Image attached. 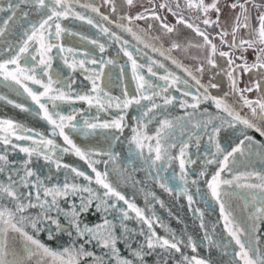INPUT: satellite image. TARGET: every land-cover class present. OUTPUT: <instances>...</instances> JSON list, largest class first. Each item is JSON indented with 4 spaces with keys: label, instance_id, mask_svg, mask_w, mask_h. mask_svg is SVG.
<instances>
[{
    "label": "water",
    "instance_id": "95a60500",
    "mask_svg": "<svg viewBox=\"0 0 264 264\" xmlns=\"http://www.w3.org/2000/svg\"><path fill=\"white\" fill-rule=\"evenodd\" d=\"M10 2L16 4L17 0H0V8L5 9L0 11V27L11 15V12L7 10ZM65 6L69 10L67 18L61 17L58 21L50 22L53 32L51 42L60 46L54 47L45 57L46 60L51 58V68L45 69L44 66L39 65V56L36 60L31 59V56L36 54L38 44H32L28 52L22 54L20 64L35 68L34 74L44 83L48 82V76H51L54 81H60L53 87L62 88L73 97L71 101H55V108L53 102L47 97L42 96L41 103L46 104L49 113L53 114L57 123L60 121L55 116L56 112L65 116H75L71 123L76 127L66 126L64 132L74 144L89 152L90 155L86 159L77 156L71 146L67 145L63 137L59 135V129H54L53 125L44 119L43 110L24 91V88L13 81H5L3 76H0V96L4 97L0 99V121L11 120L23 126L24 129L32 130L31 132L17 130L19 135H29L32 139L17 140L15 136H10L11 144L3 143L6 133L0 132V155H6L8 158V164L4 167V171L0 172V183L7 186L10 182L9 176L19 181L20 176L24 175V162L29 157L20 151L21 147L32 148L36 146L33 140L39 143L41 139H51L59 145L55 149V155L47 151L40 155L34 154L30 158L31 163L28 167L36 173L44 187L63 188L65 184H68L76 185L78 188H91V193L69 191L67 197H58L59 207L65 212H70L73 207L79 210L82 200L84 202L91 200L89 212L81 214L80 219L89 226L103 225L105 219L110 221L114 225L115 234L120 237L117 248L120 250L121 258L130 259L133 264H140L139 258L132 253L143 245L144 264H186L184 256L189 258L196 256L207 260L209 264H243L236 256V253L240 251L239 245L229 235L221 215L220 202L211 195L208 183L220 170L224 155L236 147L244 139V135H248L253 138L250 146L249 142L245 141L243 154L236 153L233 157H229L227 168L221 172L222 179L232 180L233 183L222 185L220 201L224 203L226 213H230L229 218L232 221L230 227L234 230L243 229L242 232H238L241 241L246 247H258L260 253L264 254V215L256 211L257 208L264 207L261 203L264 193H261L259 189L236 186L260 183L256 176L247 177L246 174H264V147H261L264 145V137L254 129L244 128L243 125L237 124L235 128H230L225 123L219 134L210 140L209 135L212 134L213 126H219L225 120L231 121L232 118L222 110H218L211 100L202 102L195 110L180 107V103L184 100L193 102L191 96L183 95L185 91L193 95H201L204 92V87L201 85L207 87L211 83L203 77L202 72L197 71L199 67H195L161 35L142 21L136 19L129 21L127 19L129 15L125 13L111 15L103 9L101 0H65ZM93 8L99 11L94 12ZM24 13H27V16ZM75 13L85 19H78ZM104 16L108 19H103ZM41 19L40 12L31 3L20 4L16 9L15 17L9 21L4 35L0 36V62L11 59L18 53L19 47L26 39L25 31L30 33L31 25L38 24ZM89 19L93 21L92 24L87 23ZM56 22L60 23L64 29L59 38L54 35ZM102 28H107L108 34L102 32ZM126 28H131L132 32L126 31ZM112 33L120 39L117 40L111 35ZM125 41H127L126 44ZM100 44L104 45L103 52L100 51ZM61 47L65 51H61ZM69 48L73 51L68 52ZM122 49L130 52L137 64L142 65L137 69V74L143 76L147 84L152 85L151 88H148L146 84L145 89L138 90L140 82L133 76L132 61ZM161 52L164 54L161 55ZM65 59L68 61L67 64ZM92 59H95L97 63L92 64ZM80 60L85 61V68L88 71L79 67ZM109 60L112 63H108ZM173 60L176 63H173ZM73 63H75V70L68 67V64ZM150 64L156 75L148 72ZM160 64H163V67H160ZM14 67L9 65L10 69ZM93 69L100 75V78L96 80V84L102 90L99 93L92 91V80L86 78L93 76ZM45 70L48 75H44ZM189 72L192 76L188 75ZM163 76H168V81L160 79ZM173 76L179 78L176 84H172ZM193 76L199 79V85L192 78ZM184 81H187V85ZM24 83L34 92L43 93L44 91L41 85L34 84L30 80ZM67 84L71 85L70 90L66 87ZM165 87L168 89L167 92L163 91ZM207 90L211 96L225 98L233 111L239 113L242 118L253 119L250 109L244 107L243 100L233 90L219 93L211 87ZM141 92L145 95L156 92L159 95H154L151 101L141 100L139 105L132 103L127 108L122 106L124 100L140 99ZM226 93L227 96H225ZM77 95H90L93 97L92 104L75 99ZM97 96L100 103H97L95 99ZM166 96L175 98L172 104H164ZM9 100L12 103H9ZM153 102L160 107L148 111ZM117 103H120L121 107H117ZM17 104L23 107L18 108ZM145 112H148V115L145 116ZM187 113H195L192 123H187ZM166 118L182 119L175 128L166 130L169 134L161 139V144L162 149L167 148V154L162 160L156 161L155 152L150 151V147L155 148L160 121ZM209 118L212 123L208 124L207 130L194 127L197 122H206ZM115 120L120 121L122 131L116 128L92 130L84 123L88 121L95 124L106 122L111 124ZM253 122L264 129V121L253 119ZM133 129L137 131L134 132ZM137 132L141 134L144 144L142 149L137 148L132 140ZM144 136L153 138L144 140ZM217 140L225 150L222 153L216 152ZM185 143L188 147L185 150V168L182 172L180 148ZM13 144L17 147L13 148ZM64 148H68L69 151H62ZM44 155H51L52 160H45ZM209 160L212 163H208ZM89 161L92 162V167H89ZM57 162L60 167L56 166ZM93 167L102 176L107 174L106 182L123 195L128 203L115 196L104 195L107 190L96 183V172H93ZM72 168L84 172L90 179L85 180L84 177L77 176L71 171ZM36 176L30 178L33 184L36 183ZM237 176L240 177L238 181L234 179ZM162 183L172 191L162 188L160 186ZM14 187L24 193L25 197L31 192L32 200L35 202L36 189L31 184L28 188L19 184ZM189 195L192 197L191 202L188 200ZM47 199L50 201L51 197ZM24 202L27 203L26 198ZM129 204H134L141 209L144 216L151 220L152 231L157 236L170 238L175 235L178 241H182L179 245L181 251L176 252L174 249L166 251L159 247L147 249L146 237L151 234L148 224L129 208ZM15 207L16 202L12 198L0 193V208L15 211ZM39 212V208H28L23 213L17 212L16 217L17 219L22 215L35 217ZM124 213H127V219L124 218ZM49 215L59 220L64 231H57L55 224L45 221L40 226L42 231L37 234L41 242L55 250H61V246L68 247L72 242L77 247L84 244L86 250L94 252L97 256H104L105 264H116V259L106 255L108 250L101 248L96 241L86 243L87 237L77 238L75 230L69 229L67 217L63 212L58 213L53 210ZM25 230L30 234L34 232L30 225L26 226ZM50 230L53 234L52 240L48 239ZM68 230L73 232L71 237L67 235ZM189 237L197 245L195 252L188 243ZM7 241L9 250L15 249L18 253L20 252L22 238L18 233L9 230ZM7 259L11 261L12 255L9 254ZM28 264H51V258L38 253ZM81 264H93V258H82Z\"/></svg>",
    "mask_w": 264,
    "mask_h": 264
},
{
    "label": "snow or ice",
    "instance_id": "6c2138e0",
    "mask_svg": "<svg viewBox=\"0 0 264 264\" xmlns=\"http://www.w3.org/2000/svg\"><path fill=\"white\" fill-rule=\"evenodd\" d=\"M105 2H110V0H105ZM218 0H214L211 4H206L204 0H186L187 6L189 8H197L201 10L205 16H207L208 12L210 10H215L217 14H219L220 9L217 7ZM249 0H245V3L243 4H232L231 7L235 9L237 6L242 10L243 14V22H241V15H237L236 17V23L234 27L232 28V43L229 45L230 48H236V35L241 27L250 29L249 31V39L248 40H240L239 47L242 51L246 52L248 49H253L256 51V63H253L251 65L247 64L245 61L243 67V71L245 73L251 72L253 69H264V60L261 59L262 55H264V46L257 47V44L264 45V12H262L258 17V28L255 29V38H252L253 33L251 30V23H250V17L247 15L248 9L245 7V4H247ZM21 3H31L35 9L40 12L42 19L38 22V24L34 23L31 25V32L25 31L24 36L26 39L23 40V44L19 47L18 53L13 56L11 59L5 60L3 62H0V76H3V79L5 81H13L15 84L21 85V87L24 88V91L32 98L34 102L39 104L40 108L44 112V119H46L51 125H53L54 129H59V135L63 137L64 142L71 146V149L74 150L75 154L79 156L81 159H86L90 153L87 151L82 150L80 147H78L76 144L73 143V141L69 138L67 134L64 132V128L66 126H70L72 128H75L76 125L72 124L71 122L75 119L74 115H61L59 112L55 113V116L59 118V123H57V120L53 118V114L49 113V110L46 106V104L41 103V97H47L48 100L53 102V107H56L55 101H71L73 99L72 96H70L67 92H65L62 88H54L53 85L60 83V81H54L51 76H48V82L44 83L41 79H38L36 77L35 68H30L25 66H21L20 60L21 56L24 53H27L29 50V47L32 44H38V48L36 49V54L31 56L32 60H36L37 56L40 57L38 64L44 66L45 69L51 68L49 57L47 60L45 57L48 53L52 51L54 47H60L59 45L53 44L51 42V37L53 36L52 24L50 22L58 21L61 17L67 18L69 10L65 6V0H17L16 4L9 3L7 10L11 12V15L8 16L6 20L3 21V26L0 27V36L4 35V32L6 28L8 27L9 21L13 20V18L16 15V9L19 8ZM128 5L133 4V0H127ZM159 7L161 9H167L169 12H172V9L167 4H160ZM177 7H179V3H177ZM254 7H260L259 5H254ZM94 12H98L99 9L93 8ZM114 10V9H113ZM0 11H5V9L0 8ZM146 12H151L152 18L156 20H160V16L156 15L154 9H145ZM172 14L175 16L177 13L172 12ZM25 16H27V13H24ZM76 17L78 19H85V17L80 16L78 13H75ZM46 17V18H45ZM146 17L144 14H138L135 17H127L129 21L132 19L140 20L145 19ZM103 19L107 20L108 17L104 16ZM87 23L92 24V20H87ZM177 23H186V21L183 19L182 16H179L177 19ZM203 23L205 25L210 24H216L218 26L219 24V15H217V19L215 21H212L210 19H204ZM118 27H123V25H118ZM162 27L167 30V32L171 33L174 31L173 27H170L168 24H163ZM187 27L194 28L193 24L188 23ZM128 32H132L131 28L125 29ZM196 33L203 37L204 43L207 45H210V55L207 59V63L211 65L212 67H216L217 63L214 57L217 54V47L215 44H213L208 36L200 31L198 27L194 29ZM64 31V29L61 27L60 23H55V37L59 38L61 33ZM102 32L105 34H108L109 30L107 28H102ZM111 35L115 36L117 40L120 39L119 36H116L115 33H112ZM135 35V33H133ZM228 33L222 31L220 33L221 41L222 43H227L224 41V37L227 36ZM139 39V37H137ZM92 43H96V41H92ZM125 44L127 41L124 42ZM246 45V47H245ZM203 47V45H200ZM100 51L103 52L105 50L104 45L100 44ZM147 47V45H146ZM173 48H179L180 45L173 44ZM61 51H65L64 48H60ZM124 51V54L128 56L129 60L132 61V69H133V76L135 79H137L140 83L138 84V90L139 89H145V85L147 82L144 80V77L137 74V69L142 67V65H138L136 60L132 58V54L128 52L126 49H122ZM68 52H72L73 50L71 48L67 49ZM164 53L161 52V55ZM219 56L226 57L228 65L231 67L235 63V61L231 58L230 52L220 51ZM239 59H243V57H239ZM173 63H176L175 60L172 61ZM65 63L67 64L68 61L65 59ZM92 64H96L97 61L95 59L91 60ZM108 63H112L111 60L108 61ZM152 63H155V61H152ZM9 65H14L15 67L10 69ZM160 67H163V64L159 65ZM69 68H72L75 70V63L68 64ZM79 67L81 69H84L85 71H88L85 68V61L80 60L79 61ZM236 67H241L240 65H237ZM93 76L86 77L87 79L92 80V91L99 93L102 91L99 89L98 85L96 84V80L100 78V75L95 72L93 69ZM199 72H203L204 68L201 66L197 69ZM148 72L152 75H156L155 72H153L151 64L148 66ZM235 69H232L231 71L227 72V76L229 80L231 81V87L233 92L239 91L241 94V99L243 100L244 106L248 107L251 112V117L253 119H259L260 121H264V102H261L260 100L252 101L247 99L243 96V92H251L253 88L249 87L243 90H238L237 88V80L234 76ZM44 75H48V72L45 70ZM188 75L192 76V73L189 72ZM194 80H196L197 85L200 84L199 79H197L195 76L192 77ZM160 79H163L165 81H168V76L160 77ZM30 80L34 84H39L41 87H43L44 91L43 93H37L34 92L30 87H28L24 81ZM179 81L178 77L173 76L172 77V84H176ZM185 85H187V81H184ZM66 87L70 90L71 85L67 84ZM148 88H151V84H147ZM201 87H204V92L201 95H193L192 93L185 91L183 95L185 97L191 96L192 97V103H189L187 100H184L180 103L181 108H191L193 110L198 109L200 104L204 101L211 100L215 107L218 110H222L223 112L227 113L229 117H231V121L225 120L222 121L221 125L219 126H213L212 128V134L209 135V139L212 140L215 135H218L221 131V128L226 123L228 127L235 128L237 124L243 125L246 129H254L256 132H259L260 136L264 137V129L257 126L256 123L253 122V119L248 118H242L239 113L234 112L233 109L228 105L225 98L222 97H215L211 96L208 93V87L216 88L218 85L214 83H210L207 87L201 85ZM261 87L260 83L257 82L255 84V88L258 90ZM167 87L163 89V91L167 92ZM179 91V89H177ZM50 93H52L50 95ZM154 95H159V93L153 92L152 95H145L143 92H141L140 99H128L124 100L122 102V106L124 108H127L132 103L140 104L141 100H152ZM227 96V93L225 94ZM0 99H4L3 96H0ZM75 99L87 101L89 104H92L93 97L90 95H77ZM97 100V103H100L99 97L97 96L95 98ZM175 98H169L164 97V104L170 105L173 103V100ZM9 103H12L11 100L8 101ZM117 107H121L120 103H117ZM16 107L22 108V105L17 104ZM101 107L103 105L101 104ZM160 105L156 103H152L151 108L148 109V111H152V109L158 108ZM27 110V109H24ZM207 110H205L206 112ZM144 115H148V112H145ZM188 117L187 123H192V118L195 115V113H187ZM182 118H176L175 120L172 119H163L160 121V128L158 129L156 133V146L154 149L150 147V151L155 152V160L159 161L164 158V156L167 154V148L162 149L161 139L164 137H167L169 134L166 130L173 129L177 126L179 121ZM233 121L235 123H233ZM87 128L95 130L96 128H116L120 129L122 131V127L119 120L113 121L111 124L109 123H102V124H95V123H89L88 121L84 122ZM212 120L209 118L206 122H197L194 124L195 128H202L203 130H207L208 124H211ZM17 130L24 131V132H31V129H24L23 126L14 123L11 120H3L0 121V132L6 133V135L3 137V143L4 144H11L12 141L9 139L10 136H15L17 140H30L32 139L29 135H19L17 133ZM134 132H136V129H133ZM163 134V137H162ZM153 137L144 136V140H150ZM252 137L248 135H244V139L240 141V143L231 149L230 152H227L226 155H224L223 163L220 166V170L217 171L211 178V181L208 183V188L211 189V195L220 202V211L221 215L223 216L225 220V227L229 232V235L235 239V242L237 245H239L240 251L236 253V256L243 262V264H264V254L260 253V250L258 247H246L245 243H243L238 235V232H242L243 229H236L234 230L230 225L232 224V221L230 220V213H226L224 203L220 201L221 197V188L222 185H231L233 183L232 180L222 179L221 178V172H223L229 162V157H233L234 154L240 153L243 154L244 148L243 145L245 141L249 142V146L252 142ZM133 142L136 144L137 148L142 149L144 147V144L141 139V134L137 132L136 135L132 138ZM33 144L36 145L35 147L29 148V147H21L20 151L23 153H26L29 157L28 160L24 162V175L20 176L19 181H16L12 179L11 176H9V184L6 186L3 183H0V193L6 194L8 197L12 198L13 201L16 202L15 211L9 208H0V264H28L29 261L33 259V257H36L38 253H40L43 256L51 258V264H81V259L85 257H92L93 258V264H105L104 256H97L94 252L86 250L84 244H80L78 247L75 245L74 242L70 244L68 247L61 246V250H55L49 246H47L45 243L41 242V240L37 237V234L42 231V228L40 227L45 221H51V223L56 225L57 231H64L62 229V226L58 219H53L49 213L53 210H56L58 213L63 212L65 217H67V223L69 225V229L75 230V235L79 239H84L87 237L86 243H90L91 241H96V243L103 249L108 250L106 255H110V257H114L116 259V264H133V261L130 259H124L121 258L119 255V249L117 248V242L120 239L115 232H114V225L108 221L107 219L104 220L103 225H94L89 226L88 223H84L80 216L83 213L89 212L91 200H88L87 202H84L82 200L81 205L79 207V210H77L75 207L71 209L70 212H65L63 209L59 207L58 204V197H67L69 194V191L75 193L77 191H86L91 193V188H78L76 185L69 186L68 184H65L63 188L55 187V188H49L44 187L43 182L40 180L38 176H36V173L28 167V165L31 163V157L35 155H40L42 152L47 151L55 155V149L59 147V145L55 144V142L51 139L44 140L41 139L39 143H37L35 140H33ZM198 144V141H197ZM13 148L17 147L16 145H12ZM43 146V147H41ZM174 146V145H173ZM188 145L185 143L180 148V168L183 172L185 168V159L186 156V148ZM261 147H264L262 145ZM215 148L217 153H222L225 150L221 147L218 140L215 143ZM62 151L67 152L69 151L68 148L62 149ZM258 155L260 153H257ZM171 159V157H169ZM45 160H52L51 155H44ZM0 172L4 171V167L8 164V158L6 155H0ZM155 163V161H153ZM208 163H212L211 160L208 161ZM57 167H60L59 163L56 164ZM65 167H68L65 165ZM89 167H92V162L89 161ZM93 172H96V183L102 185L107 191L104 193L105 196L112 195L117 197L119 200H124L125 203H128V201L125 199L123 195H121L119 192H117L111 184L106 182L107 174L105 173L103 176L100 172H97L96 169L92 168ZM72 172L76 173L77 176L84 177L85 180H89L90 177L86 176L84 172L78 171L76 168L71 169ZM203 175V173H201ZM256 176V178L260 181V183H249L245 185L237 184V187H246L249 189H259L261 193H264V174L260 173H247V177ZM36 176V183H32L30 178ZM181 179L183 180L184 177L182 176ZM235 180H239L240 177L237 176L234 178ZM193 183H196V181H193ZM22 185L25 188H28L31 184L33 188L36 189L35 192V202L32 200V193L29 192L27 194V197H25L24 193H21L18 191V188L14 187L15 185ZM162 188H166L167 191L171 192V188H167L165 184L160 185ZM42 189V193H41ZM51 197V200L49 201L47 198ZM27 199V203L24 202V199ZM189 202L192 201V197L188 196ZM261 203L264 204V199L261 200ZM129 208L133 209L135 211L136 215L140 217L146 224H148L150 235L146 237V245L147 249L152 250L157 247L164 249L166 251L175 250L176 252H180V243L182 241H178L175 237V235H172L170 238H164L159 237L156 235L154 231H152V222L151 220L147 219L142 210L137 208L134 204H129ZM28 208H39L40 212L35 217L30 216H20L19 219L16 217V213H23ZM97 208H99V205H97ZM257 213H260L261 215H264V207H260L256 209ZM124 218L127 219L128 215L127 213H124ZM34 230L32 234H30L28 231H26V226H29ZM203 226V225H201ZM11 230L12 232L18 233L19 236L22 238V246L21 250L18 253L15 249L9 250L8 248V241H7V234ZM127 231V229H125ZM67 235L71 237L73 235V232L71 230L67 231ZM48 239H53L52 231L50 230L48 233ZM188 243L191 245L192 251H196L197 245L192 242L191 237H189ZM12 255V260L9 261L7 259L8 255ZM144 252H143V245L139 250H134L132 255L135 257H138L140 260V264H144ZM184 261H186V264H209V262L205 259L197 258L196 256H192L189 258L188 256L183 257Z\"/></svg>",
    "mask_w": 264,
    "mask_h": 264
},
{
    "label": "flooded vegetation",
    "instance_id": "af4514ba",
    "mask_svg": "<svg viewBox=\"0 0 264 264\" xmlns=\"http://www.w3.org/2000/svg\"><path fill=\"white\" fill-rule=\"evenodd\" d=\"M154 2L156 3V5H154L152 9H154L155 11H157V13H159V16L161 18L160 20H163V18H164V21L170 22L168 17H166L165 13H163L162 9L159 7L160 4L164 3V4H167L172 9V12L177 13V15H178L177 17L182 16L183 19H187L191 23H193L195 26H197L200 29V31L204 32L208 36L209 40L213 44L216 45L217 54L214 57V59L216 60L217 66L215 67V69H214V67H212L211 65H209L207 63V59L210 55V45H207L204 43L203 37L199 38V40H201V42L203 44L202 50H200V51L191 50L190 55H188L189 56L188 60L195 67L200 68L201 66H203V68H204V71L202 72L203 77L210 80L211 83L218 85V87L213 88L214 91L219 93V92H226V91L232 90L231 81L229 80V78L227 76V72L231 71L232 69H235L234 76L237 80L238 90H243V89H246L249 87L253 88V90L251 92L244 91L243 96L249 100H252V101L260 100L261 102H264V99H262L258 95H256V94H255L256 96L252 95L254 90L257 91V89L255 88V84L257 82H259L261 85V82H260L259 78H257V77L251 78V80L249 79L250 74L252 72H254V70H252L251 72L245 73L243 71V67H242L244 65L245 61L249 65L256 63V55H257L256 51H254L253 49H248V51L244 52L239 47L240 40H248L250 38L249 37L250 29L241 27L239 29L237 35H236L237 47L236 48H230L229 47V45L232 43V39H233L232 28L234 27V25L236 23V20H235L236 16L235 15H231L230 17H227L228 18V19L226 18L227 20L225 19L226 23L228 21H231V23H232L231 25L223 26V24H222V22H220V20H219L218 26L216 24L205 25L203 23L204 20L196 21V18H197L196 15L189 12L190 9L187 5L186 6H180L179 5V7H177L178 2H176V0H154ZM243 3H244V0L242 1L241 4H243ZM186 9H187V11H185ZM172 12H170V13H172ZM141 13H143V11ZM141 13H138V14H141ZM144 13H146V11H144ZM238 15H241V22H243L242 10L239 12ZM216 18H217V16H216ZM213 21H215V20L213 19ZM250 21H252V22H250L251 23V30L253 33L252 38H255V29L258 28V20H257V18L256 19L251 18V15H250ZM194 28H196V27H194ZM222 31L228 33V35L223 38L224 41H226L227 43H222V41H221L220 33ZM197 37H199V35ZM262 46H264V45L257 44V47H262ZM245 47H246V45H245ZM220 51L230 52L231 58L235 61V63L233 65H231V67L227 63L228 58L224 57V59L222 61H219V52ZM239 57H243V59H239ZM261 59L264 60V55H262ZM237 65H240L241 67H236ZM216 71H218L217 72L218 74L214 73ZM260 89H262V86L258 90H260ZM257 92H260V91H257ZM236 94L239 98H241V94L239 91H237ZM244 107L248 108L246 106H244Z\"/></svg>",
    "mask_w": 264,
    "mask_h": 264
},
{
    "label": "rangeland",
    "instance_id": "374dc122",
    "mask_svg": "<svg viewBox=\"0 0 264 264\" xmlns=\"http://www.w3.org/2000/svg\"><path fill=\"white\" fill-rule=\"evenodd\" d=\"M242 1L243 0H218L217 7L220 9L219 14H217L215 10H210L207 16H205V14L197 8H189L190 9L189 12L196 15L197 17L196 21L204 20L206 18L213 21V19L216 20L217 19L216 16L219 15L220 22H222L223 26H227V25H231L232 23L231 21H228L226 23L225 19L227 17H230L231 15H235L237 17L239 12L241 11L238 6L235 9H233L231 5L241 4ZM176 2H178L180 6L187 5L186 0H176ZM204 2L206 4H211L214 2V0H204ZM154 5H156L154 0H133L132 5H128L127 0H110V2L107 3L105 2V0H102L103 9L107 10L111 15L114 16H117L118 13H125L126 15H129V17H135L136 15H138V13H141L143 11L142 14H144L146 18L140 20L144 24H146L149 28H151L154 32L159 33V35H162V37L171 45L173 44L180 45V47L176 49L182 56H185L186 59L189 58L188 55H190L191 50H197V51L202 50L203 47H201L200 45L203 44L201 40H199L201 36L197 37L198 34L194 30L195 28L187 27L188 23L190 24L193 23H191L187 19H184L186 23L178 24L177 23L178 15L174 16L167 9H162V11L163 13H165L166 17H168L170 22L164 21V18L163 20L153 19L151 12L144 13V11L145 9H152ZM254 5H259L260 7H254ZM245 7L248 9L247 15L249 17L251 15V18L256 19L262 12H264V0H249V2L245 4ZM185 11H187V9ZM155 13L156 15H159L157 11H155ZM165 23L168 24L170 27H173L174 31L171 33L167 32V30L162 27V25ZM194 27L197 26L194 25ZM223 59L224 57L222 58L221 56H219V61H222ZM253 70L254 72L250 74L249 79L251 80V78H256V77L259 78L262 89L257 90L260 92L254 90L252 95L256 94L262 99H264V69H253ZM217 72L218 71L214 73L218 74Z\"/></svg>",
    "mask_w": 264,
    "mask_h": 264
}]
</instances>
